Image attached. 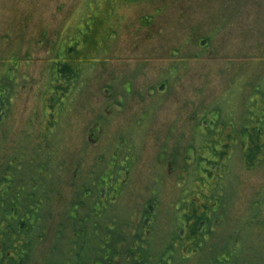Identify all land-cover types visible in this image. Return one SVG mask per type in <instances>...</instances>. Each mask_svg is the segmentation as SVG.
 Instances as JSON below:
<instances>
[{"label":"rangeland","instance_id":"rangeland-1","mask_svg":"<svg viewBox=\"0 0 264 264\" xmlns=\"http://www.w3.org/2000/svg\"><path fill=\"white\" fill-rule=\"evenodd\" d=\"M115 1L110 8L105 0H0V77L14 74L17 80L15 89L13 84L8 87L14 90L13 103L5 106L3 125L17 141L25 128L36 132L44 126L43 91L49 86L52 58L69 40L81 37L78 31L91 26L90 17L108 9L109 16L104 15L110 34L97 51H85L86 58L96 54L97 63L81 65L76 87L52 129L67 163L62 198L73 191V173L80 184L113 158L114 168L129 169L126 184L113 192L118 224H125L128 217L134 220L147 200L157 199L158 215L152 224L159 242L180 219L173 208L182 170L168 163L165 154L186 152L193 140L195 160L199 168L204 165L196 142L200 127L190 113L222 107L242 119L248 99L255 96L249 82H264V0H130L119 5ZM146 16L150 22H144ZM179 46L183 53L173 55ZM196 51L198 56L179 60ZM175 71L182 75L176 81L170 75ZM211 130L215 131L213 126ZM33 140L32 135L30 145ZM239 153L228 169L230 178L224 183L228 210L222 211L217 230L236 229L252 211L253 200L260 201L259 216L264 219V162L248 169ZM54 233L52 229L48 235L49 252L38 253H49L46 260L58 245L67 243L66 236L58 242ZM260 235L264 239V227ZM251 247L264 262V248L258 243L243 244L237 258L252 260Z\"/></svg>","mask_w":264,"mask_h":264},{"label":"trees","instance_id":"trees-1","mask_svg":"<svg viewBox=\"0 0 264 264\" xmlns=\"http://www.w3.org/2000/svg\"><path fill=\"white\" fill-rule=\"evenodd\" d=\"M114 1L105 0L110 2V8H114ZM128 1L115 2L119 5ZM106 12L104 14L109 16ZM104 14L90 17L91 26L85 25L83 33L78 31L81 37L69 40L52 58L49 86L43 91V110L47 119L36 132L27 126L29 129H24L20 141L11 140V131L3 125L5 106L13 103L14 90L9 91L8 87L17 80L14 74L0 77V264H264L260 263L263 257L254 247H251L252 260L237 258L243 244L253 246L258 243L264 248V239L260 235L264 227V219L259 216L260 201H252V211L243 216L236 229L217 230L221 223L216 224L222 221V211L228 210L224 183L230 178L227 173L233 165L235 152H240L243 166L248 169L264 162V97L259 96L264 93L263 79L255 84L249 82L251 95L255 96L248 99L251 106L244 109L242 119L225 113L222 107L221 110L208 108L199 114L194 109L190 113L191 119L193 117L200 127L196 142H200L204 165L199 168V161L195 160L193 140L186 152L165 154L168 163L172 162L176 169L182 170L179 175L181 187L173 208L180 219L161 241L156 242L158 230L152 224L158 215L157 199L147 200L134 220L128 217L123 221L125 224H118L117 212L113 210L117 198L113 192L126 184L129 169L122 172L114 168L113 158L108 159L106 167H101L98 172L93 170L94 174L88 178L83 174L80 184L76 183L77 173H73L74 182L70 183L72 179L67 178L73 191L67 198H62L67 163L52 138V129L56 114L63 109L66 98L76 87L81 65L97 63L96 54L86 58L85 51H97L110 34L111 25L105 23L107 17ZM144 19V22H150L148 16ZM177 48L173 55L179 51L180 55L183 53L181 46ZM197 52L179 57V60L198 56ZM174 73L170 75L175 81L182 77L180 73ZM213 111L214 117L208 120L207 116ZM212 126L215 131L211 130ZM32 135L34 140L30 145ZM77 167L78 164L74 169ZM193 182L198 185L193 186ZM52 229L55 232L53 238L56 236L60 242L66 236L67 243L61 248L58 245L51 251L50 260H46L49 253H38L45 249L49 252L48 235ZM249 231L252 239L248 238Z\"/></svg>","mask_w":264,"mask_h":264}]
</instances>
